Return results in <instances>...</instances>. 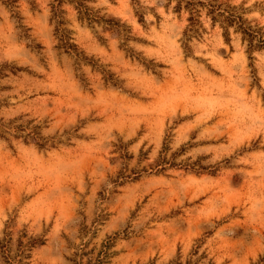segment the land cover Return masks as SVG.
Segmentation results:
<instances>
[{
  "label": "rangeland",
  "instance_id": "1",
  "mask_svg": "<svg viewBox=\"0 0 264 264\" xmlns=\"http://www.w3.org/2000/svg\"><path fill=\"white\" fill-rule=\"evenodd\" d=\"M221 1L264 39V0ZM50 3H0V264H264V46L174 0H91L124 42L62 4L111 86Z\"/></svg>",
  "mask_w": 264,
  "mask_h": 264
},
{
  "label": "trees",
  "instance_id": "2",
  "mask_svg": "<svg viewBox=\"0 0 264 264\" xmlns=\"http://www.w3.org/2000/svg\"><path fill=\"white\" fill-rule=\"evenodd\" d=\"M16 0H0V3L9 8L13 12V3ZM136 1V0H132ZM91 0H51L50 11L52 18L55 20V30L57 34V48L61 50L62 53L68 55L72 58V64L75 69H79L81 65L89 66L91 70H95L101 73L102 80L105 84L111 86H117L119 80L114 76L112 72L105 70L96 59L91 56H87L82 49L77 47V45L72 41L69 36V32L66 28L61 27L63 24L60 19V13L63 11L60 9L62 4L71 5L76 13V20L84 24L87 27L93 28L94 26H99L102 31H110L120 38L123 42L129 40L130 38V27L124 22H121L118 18H115L105 12L101 13L100 9H94L90 5ZM173 11L179 13L181 10L188 12V28L184 30V35L187 31L196 33L195 25L201 26L200 20L194 18L193 15L199 16V9H205V14L209 16L211 23L220 22L227 31L229 27H234L235 32H240L242 34V41L245 40L247 44V50L254 47L258 48L262 45L264 46V39H257V31L252 30L249 25H246L242 16L235 10L234 6L224 5L221 0H174ZM224 6V7H223ZM14 18L19 20V17L15 14ZM140 17V16H139ZM17 27L20 29V35L25 39L28 38L26 33V28L17 22ZM100 39V37H98ZM31 42V41H30ZM124 44V43H122ZM30 48L38 50L40 45L38 43H31ZM186 51H189L187 44L183 47ZM147 67V66H146ZM80 81L85 83L82 74L80 75ZM85 85V84H84ZM18 127V126H17ZM19 129V128H18ZM33 139V138H32ZM35 145L37 147H42L43 142L36 141ZM162 161V163H156L160 169L164 168V164L174 165L173 162L167 161L164 157L157 160V162ZM264 257V256H263ZM100 262L99 259H97ZM74 264H80V262H74Z\"/></svg>",
  "mask_w": 264,
  "mask_h": 264
}]
</instances>
